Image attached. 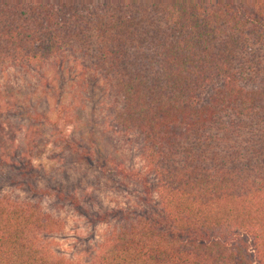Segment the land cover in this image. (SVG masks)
Returning <instances> with one entry per match:
<instances>
[{
  "label": "trees",
  "instance_id": "16d2710c",
  "mask_svg": "<svg viewBox=\"0 0 264 264\" xmlns=\"http://www.w3.org/2000/svg\"><path fill=\"white\" fill-rule=\"evenodd\" d=\"M63 54L101 76L110 125L135 137L146 171L116 172L140 202L96 211L106 230L82 261L54 249L55 209L0 194V264H264V0H0V69Z\"/></svg>",
  "mask_w": 264,
  "mask_h": 264
},
{
  "label": "rangeland",
  "instance_id": "374dc122",
  "mask_svg": "<svg viewBox=\"0 0 264 264\" xmlns=\"http://www.w3.org/2000/svg\"><path fill=\"white\" fill-rule=\"evenodd\" d=\"M107 105L105 81L70 54L44 65L0 69V194L45 201L55 209L66 224L53 247L70 259L89 261L101 241L106 225L95 221L96 211L140 202L139 183L116 170L146 171V166L135 137L110 125ZM58 113L72 120L65 123ZM41 114L58 119V126L39 119ZM63 135L94 151L93 159L104 167L85 158L78 144L65 146ZM41 189L76 201L48 198Z\"/></svg>",
  "mask_w": 264,
  "mask_h": 264
}]
</instances>
